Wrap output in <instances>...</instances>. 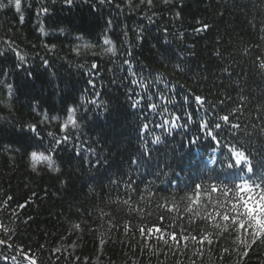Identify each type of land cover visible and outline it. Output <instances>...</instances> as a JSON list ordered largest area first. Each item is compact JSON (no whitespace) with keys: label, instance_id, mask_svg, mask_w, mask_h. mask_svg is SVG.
Wrapping results in <instances>:
<instances>
[{"label":"trees","instance_id":"1","mask_svg":"<svg viewBox=\"0 0 264 264\" xmlns=\"http://www.w3.org/2000/svg\"><path fill=\"white\" fill-rule=\"evenodd\" d=\"M0 3V264H264V0Z\"/></svg>","mask_w":264,"mask_h":264},{"label":"snow or ice","instance_id":"2","mask_svg":"<svg viewBox=\"0 0 264 264\" xmlns=\"http://www.w3.org/2000/svg\"><path fill=\"white\" fill-rule=\"evenodd\" d=\"M12 2V0H10V3ZM69 2H71V0H69ZM15 6L17 8V10H19L20 8V0H14ZM5 7L4 4L0 3V8ZM23 19V17H21V20ZM209 26L208 25H204L203 29H197V31H202V30H206ZM109 51H113V49H109ZM93 68L96 67L95 64L92 65ZM133 83H135V81H133ZM197 102H202L201 97H196ZM133 107H135V105H133ZM150 107H154V106H150ZM223 121L227 122L229 117L227 115L223 116L221 118ZM167 123V121L165 122ZM175 127V125H173ZM147 127V126H145ZM215 127L217 129H219L221 127L220 123H217L215 125ZM236 127V126H233ZM19 135L21 136H26L27 133H24L23 131H21L19 133ZM214 139V138H213ZM57 143H60L59 141ZM234 155L237 156H243V153H235ZM32 159L35 160H39V159H44V160H48L49 158L47 156H38L36 153H32ZM222 163V161H221ZM241 161L238 159L236 160V164L240 165ZM233 166L231 164L228 165V168L231 169ZM33 169L35 170V164H33ZM215 170V169H213ZM248 172H252V168L251 165L249 164L248 168H247ZM248 181L245 179L243 181V184H239L236 185L237 188L241 189V194L237 195L236 197H234V200L236 202H231L230 203V207L229 208H225L224 209V213L222 215V220L227 222L229 220L232 221V223L234 225H238V229H243L245 231V233H248V235L251 237L253 245H250L248 247H252L256 244H258L261 241H264V195L259 196V198H253L252 196H248L247 199H241V196L243 195V192L245 191H249L250 189H246L245 185H247ZM201 185L196 184L195 185V189L197 190V199L199 198V189H200ZM216 190V189H213ZM225 196L228 195L227 192L224 193ZM9 199H11L9 197ZM213 204L217 207H221L223 208L224 205L223 204H218L216 205V202H213ZM21 207H24L23 205ZM242 208L243 211L240 212L239 209ZM189 211H191V208H189ZM231 214V215H230ZM196 215H199V212L196 213ZM217 215H219V213H217ZM214 219V217H209ZM245 225H247V227H245ZM78 227V225H77ZM216 228H220L221 225L219 223L215 224ZM228 225L224 224V228H227ZM153 230L149 229V233L151 234ZM156 231H159V229H156ZM141 234L143 235V229H141ZM171 238L175 241L176 240V234L172 233L171 234ZM185 241H187L189 239L188 236H183L182 237ZM193 240H196V237H191ZM237 239H239V237H237ZM204 241H207L209 244L212 243V241L208 238L207 235L203 236L200 240V243L203 244ZM165 244H167V240L164 241ZM58 251V250H57Z\"/></svg>","mask_w":264,"mask_h":264},{"label":"rangeland","instance_id":"3","mask_svg":"<svg viewBox=\"0 0 264 264\" xmlns=\"http://www.w3.org/2000/svg\"><path fill=\"white\" fill-rule=\"evenodd\" d=\"M84 44H86V43H84ZM72 116H73V114H71V118L69 117V121H68V123H72L73 122V118H72ZM38 156H41V157H43V156H47L49 159L48 160H44V159H39V160H33L32 159V155H31V161H32V165L33 164H35V167L36 166H38L39 164H46V165H48V166H50V167H52L53 166V161H52V159H51V157L50 156H48V155H46V154H44V153H36ZM66 250L67 251H70V252H73L74 251V246L72 247V246H69V248H66Z\"/></svg>","mask_w":264,"mask_h":264}]
</instances>
